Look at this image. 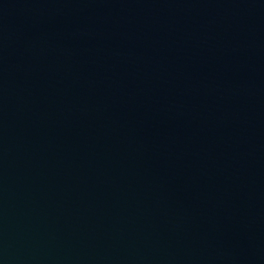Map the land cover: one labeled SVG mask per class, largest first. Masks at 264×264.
Masks as SVG:
<instances>
[{"label":"water","instance_id":"water-1","mask_svg":"<svg viewBox=\"0 0 264 264\" xmlns=\"http://www.w3.org/2000/svg\"><path fill=\"white\" fill-rule=\"evenodd\" d=\"M0 264H264V0H0Z\"/></svg>","mask_w":264,"mask_h":264}]
</instances>
